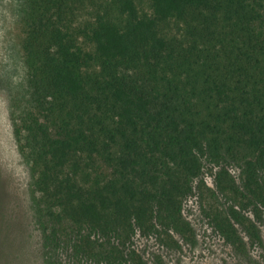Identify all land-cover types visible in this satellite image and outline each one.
<instances>
[{
    "label": "trees",
    "instance_id": "1",
    "mask_svg": "<svg viewBox=\"0 0 264 264\" xmlns=\"http://www.w3.org/2000/svg\"><path fill=\"white\" fill-rule=\"evenodd\" d=\"M145 1L26 0L13 133L44 264H147L136 236L193 241L183 202L205 163L208 224L236 250L238 228L260 240L264 0Z\"/></svg>",
    "mask_w": 264,
    "mask_h": 264
},
{
    "label": "rangeland",
    "instance_id": "2",
    "mask_svg": "<svg viewBox=\"0 0 264 264\" xmlns=\"http://www.w3.org/2000/svg\"><path fill=\"white\" fill-rule=\"evenodd\" d=\"M140 8L147 10L145 0ZM26 0H0V264H44L41 232L31 202L29 165L15 139L13 125L28 106L29 89L21 43ZM215 168L204 164L193 193L183 202V216L193 241L178 240V248L163 247L154 237L136 236L134 248L147 264H264V217L256 220L259 242L251 244L241 229L246 249L227 245L208 224L204 210L211 204ZM234 178L239 171L233 165ZM206 188V189H205Z\"/></svg>",
    "mask_w": 264,
    "mask_h": 264
}]
</instances>
